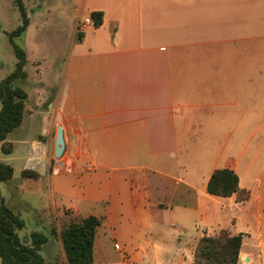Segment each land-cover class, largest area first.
Masks as SVG:
<instances>
[{
  "label": "crops",
  "instance_id": "1",
  "mask_svg": "<svg viewBox=\"0 0 264 264\" xmlns=\"http://www.w3.org/2000/svg\"><path fill=\"white\" fill-rule=\"evenodd\" d=\"M64 2L65 24L54 27L68 34L63 52L34 60L57 73L39 84L52 92L42 130L36 138L18 135L31 114L26 102L21 126L0 142L1 151L11 145L0 163L14 169L7 193L0 189L5 206L38 211L21 197L28 183L32 196L49 201L47 225L57 250L41 252L43 264H67L60 232L90 216L101 221L95 264H193L195 247L181 232L199 228L204 237L218 225L206 214L219 198L207 186L223 160L251 197L222 199L248 207L249 225L259 234L264 178L253 167L264 153V0ZM92 12L104 14L98 28ZM58 125L66 142L61 159L55 158ZM258 135L263 139L248 155ZM205 160L216 165L196 177L201 164L195 163ZM24 171L37 177H23ZM241 222L236 219L233 235L249 234L237 230ZM20 233L29 243L30 234ZM109 240L115 255L106 254ZM99 243L107 262L97 259ZM242 248L241 258L259 263L261 254Z\"/></svg>",
  "mask_w": 264,
  "mask_h": 264
},
{
  "label": "rangeland",
  "instance_id": "2",
  "mask_svg": "<svg viewBox=\"0 0 264 264\" xmlns=\"http://www.w3.org/2000/svg\"><path fill=\"white\" fill-rule=\"evenodd\" d=\"M27 14L29 18L31 16L33 20L32 28L30 29L29 39L26 45V36L24 40L25 48L27 46L29 53V62L25 67V71L27 73V78L25 80L19 81L16 86L25 90L29 96V101L27 100V109L31 111V114L25 116V122L23 124L22 130H18V135L27 137V138H36L41 130L44 121V115L49 112L48 105L50 103L52 92L49 90H43L40 87V83L45 80V77L51 76V80L55 78L56 74L53 73V67H51L47 61L39 62L38 64L34 63L35 58L43 57L48 54H58L63 52L62 45L64 44V40L68 38V34H62L61 30H56L57 24L64 25L66 19V15L68 13L67 3L65 0H23ZM73 4L71 3L70 6ZM21 15L17 9V6L14 0H0V81L5 79L8 75H10L16 66L17 58L14 53L13 47L10 43V39L8 34L15 31L21 25ZM44 28V29H43ZM46 28V29H45ZM63 37V38H62ZM65 38V39H64ZM52 39V40H51ZM51 40V41H50ZM27 51V50H26ZM59 66H55V70L57 71ZM52 72V73H51ZM261 134L264 133L260 131ZM238 137V136H237ZM243 139L245 136H242ZM260 135L257 138H254L252 145L249 147L248 155L256 142L262 140ZM256 140V142H255ZM248 155L244 156L240 165L243 166V169L249 162ZM264 157V153L262 155ZM263 157L254 165L253 173L258 176L259 179H263L264 175L259 174L263 166ZM6 158V156L0 150V159ZM5 164V163H4ZM201 164L196 177H200L204 173V177L207 176L209 170L216 165L215 161L205 160L203 163L196 162L195 165ZM21 163H16V178L21 177L19 174ZM225 160L219 162L217 165L218 169L224 168ZM263 172V170H262ZM242 174V171H240ZM202 177V176H201ZM27 189H23L22 199L27 202L33 204L38 211L32 210L29 206L22 205L15 214L21 216L23 221L25 222V229L20 233V235L31 234L32 232H41L46 235L50 241L47 246H45V250L42 249V254H46L47 251L51 250L56 252L57 244L52 238V233L50 232V228L47 225V214L49 213V201L47 198H36L31 195L29 189L31 184L25 185ZM264 187V185H263ZM0 189L4 194L7 193V189L5 188L4 183H0ZM264 190V189H263ZM250 192V191H249ZM264 196V193H263ZM251 197V194H250ZM216 200H212V203H208L206 206V211L208 215V219H210L211 223H218L216 227L211 226L210 228L205 229V236H218L222 230H227L232 234L233 225L236 223V219L242 217V222L240 226H237V230L246 231L245 229L249 228L248 233L244 234L243 244L246 246L252 247V251L258 255L261 254V258L259 259L258 264H264V210L262 212V229L259 234L256 232V228L254 225H249L252 221L250 219L252 213H249L248 207L242 204L241 207L230 205L229 199L215 198ZM237 199V198H236ZM250 200V199H249ZM248 200V201H249ZM237 202V200H236ZM247 202V201H246ZM222 203L223 206L219 205ZM251 210V209H250ZM254 212V209H253ZM167 219V218H165ZM194 223L189 224L193 226ZM229 228V229H228ZM198 229H189L187 232H181L183 235H186L188 240H192L191 244H193L194 248V256L196 248L203 237H199L200 232ZM235 230V229H234ZM233 235V234H232ZM249 236V237H245ZM153 238V237H152ZM158 238V237H157ZM171 239L173 237H166ZM195 240H198L195 242ZM262 245V247L259 246ZM47 247V248H46ZM114 244L113 242H108V248H106L107 256L115 255L114 252ZM55 248V249H54ZM54 249V250H53ZM243 249V248H242ZM241 249V250H242ZM247 248L244 247L243 250ZM242 252V251H241ZM103 249L101 243L97 246V259L99 262H107L103 256ZM104 255V254H103ZM95 257V256H94ZM249 257V256H248ZM109 258V257H108ZM241 260V261H240ZM240 264H252L251 261H247V259L240 253L239 258ZM238 263V264H239ZM1 264V261H0Z\"/></svg>",
  "mask_w": 264,
  "mask_h": 264
},
{
  "label": "trees",
  "instance_id": "3",
  "mask_svg": "<svg viewBox=\"0 0 264 264\" xmlns=\"http://www.w3.org/2000/svg\"><path fill=\"white\" fill-rule=\"evenodd\" d=\"M21 15V25L8 34L17 58L14 71L0 81V142L21 126L28 94L16 86L27 78L25 67L28 63L24 40L30 25L23 0H14ZM91 21L96 28L103 24L104 14L92 12ZM4 153L11 152V145L4 143ZM14 176L11 165L0 163V182L8 183ZM23 177H37V174L24 171ZM209 195L219 198L236 196L237 203L250 199V192L240 187V178L230 168L215 170L207 186ZM3 196L0 190V260L2 264H43L42 248L49 238L41 232H32L29 243L19 236L26 225L23 219L6 206H2ZM101 221L90 216L79 223H72L60 232V238L66 254L67 264H95V241ZM244 234L232 235L222 230L218 236H204L195 251L193 264H238L243 246Z\"/></svg>",
  "mask_w": 264,
  "mask_h": 264
},
{
  "label": "water",
  "instance_id": "4",
  "mask_svg": "<svg viewBox=\"0 0 264 264\" xmlns=\"http://www.w3.org/2000/svg\"><path fill=\"white\" fill-rule=\"evenodd\" d=\"M65 151H66V142H65L64 129L62 125H58L56 132L55 158L61 159ZM2 206L3 207L5 206L4 201H2Z\"/></svg>",
  "mask_w": 264,
  "mask_h": 264
},
{
  "label": "built area",
  "instance_id": "5",
  "mask_svg": "<svg viewBox=\"0 0 264 264\" xmlns=\"http://www.w3.org/2000/svg\"><path fill=\"white\" fill-rule=\"evenodd\" d=\"M86 22H88V23H89V22H90V20H87Z\"/></svg>",
  "mask_w": 264,
  "mask_h": 264
}]
</instances>
